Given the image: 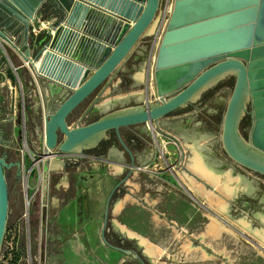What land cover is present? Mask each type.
Returning <instances> with one entry per match:
<instances>
[{"label": "water", "instance_id": "1", "mask_svg": "<svg viewBox=\"0 0 264 264\" xmlns=\"http://www.w3.org/2000/svg\"><path fill=\"white\" fill-rule=\"evenodd\" d=\"M158 2L0 0V71L5 75L11 71V48L30 65L35 75L33 83L40 88L42 82L45 88L47 100L40 105L39 150L45 147L55 151L57 157L83 156L108 132L115 134L125 149L120 129L157 125L175 110L194 103L217 81L233 75L220 144L233 163L264 176V0H173L150 65L153 93L146 86L136 107L104 114L84 125L81 122L86 114L74 116L76 126L68 124V117L99 89L145 36ZM38 13L39 26L43 22L46 25L38 27L33 36H42L44 41L30 54V27ZM7 79L11 87L10 77ZM6 90L0 87L2 145ZM39 91L42 93V88ZM9 94L8 105L13 111L15 93ZM246 101L250 104V126L244 143L238 137L237 124ZM9 166L12 164L0 158V245L9 213L4 177ZM51 167V162H44V175Z\"/></svg>", "mask_w": 264, "mask_h": 264}, {"label": "rangeland", "instance_id": "2", "mask_svg": "<svg viewBox=\"0 0 264 264\" xmlns=\"http://www.w3.org/2000/svg\"><path fill=\"white\" fill-rule=\"evenodd\" d=\"M158 23L156 14L146 32L149 37L146 38L141 58L130 62L140 79L137 83L139 88L129 92L134 96L128 99L124 93H111L112 99L119 101L114 104V108L122 106L117 110L138 106L135 103L143 96L146 86V90H150L151 69L147 51L150 35ZM33 38L30 36L28 39L30 45ZM228 79V85L211 101L208 108V112L215 111L217 115L216 133L210 136L204 125L193 128L181 122L178 134L167 131L178 140L175 144L170 137L152 131L156 147H153L154 154L157 150L156 157L159 154L167 166L160 159L155 160L153 169L133 172L124 181V191L109 210L110 222L106 230L114 242H122L116 239L118 236L114 237V233L120 232L124 237V248L121 250L109 247L101 236L102 213L108 193L118 185V168L114 171L102 161L85 164V167L70 171L66 175L65 185L58 190H54L59 181L54 175L49 196L58 200L56 209L52 211L47 206L48 221L45 226L38 231L33 219V228L29 229L28 234L25 229L17 230L13 226L15 218H19L23 211L19 169L16 166L18 159L7 149L3 151L0 148V158L6 155L9 160L5 161L12 163V166L5 168L4 177L10 185L9 208L13 209L7 215L0 245V264H264V178L237 164L233 166L230 160L233 165L223 166L221 163L222 159L228 160L220 144L223 113L234 85L233 75L228 76ZM99 89L74 113L88 105ZM123 89L120 86L119 90ZM105 101H111L110 97L102 102ZM196 101L197 98L194 101V109L197 110ZM249 107V101H246L244 109L247 112L250 111ZM25 115L26 133L32 134V127L36 129L37 120L33 117L35 122L32 126V117L28 112ZM14 118L16 137L20 144L21 115L16 112ZM249 126L250 121L247 130ZM127 131L131 130L120 129L121 135H126ZM248 133L249 130L244 137L239 134L238 137L245 143ZM213 137H216V146ZM27 141V145L32 147L28 138ZM196 155L214 182L190 169V162L197 158ZM177 162L180 164L179 169H169ZM227 184L228 189L235 192L234 196L229 197L221 191ZM212 220L220 224L219 240L213 241L206 233ZM147 248L159 251V256H151Z\"/></svg>", "mask_w": 264, "mask_h": 264}, {"label": "flooded vegetation", "instance_id": "3", "mask_svg": "<svg viewBox=\"0 0 264 264\" xmlns=\"http://www.w3.org/2000/svg\"><path fill=\"white\" fill-rule=\"evenodd\" d=\"M146 45V43L144 44ZM230 76V75H229ZM228 76L226 78H223L219 81H217V84L214 85V89H206L203 91L200 95V98H197L196 101V109H194V103L187 104L184 107H181L180 109L175 110L168 116H166L164 119L160 120L157 125L152 124L151 126H145V125H133L132 127H129L131 131H127V134L124 135L120 133L121 135V141L125 147V149L119 144L117 138L114 139L113 134H110V138L108 141L100 142L95 148L90 150L89 152L86 151L83 156H69V157H57L53 160L60 161L62 163L63 168L66 172L69 173V171H74L77 167H85V164H89L91 162L100 163L101 161H110L118 166H120V177L118 179V185L114 187L110 193H108L106 197V202L103 210V217H102V224L104 223V226L102 228V239H104L105 243L114 249H123L124 244L123 240L124 237L118 233H114V237L116 239H120L122 242H114L111 240V238L108 235V231H106L109 227L110 222V215L109 210L111 209L112 204L116 199H118L119 195H121L122 191H124V181L129 179L133 172L141 173L146 172L147 170H151L152 164H154L155 160L160 159L163 165H166V162L164 159L158 156L156 157V154L158 151H155L154 149L156 147L154 146V142L152 138L154 137V133H152L153 130H156L157 132L162 133L163 135H166L170 137L173 141H175V144L178 143V140L173 136L174 134H178L177 131L179 130V126L181 122L188 123L193 128H198L201 125H204V129H207L209 132V135L216 133L215 127H216V120L217 115L215 111L208 112V108L211 104V101H214V98L219 95L221 90L228 85ZM123 87L125 85L121 84ZM216 90V91H214ZM214 92H216L214 94ZM192 110V111H191ZM196 110V111H193ZM202 119V120H201ZM250 121V115L245 110L243 113V116L240 118L237 124V131L239 132V135L241 137L245 136V133L247 130V127L249 125ZM122 131V130H121ZM169 131L172 134L167 133ZM213 143L216 146L217 141L216 137H213ZM212 143V144H213ZM111 145L116 152L115 157L107 158V151L106 148H108ZM224 153V151H223ZM162 155V153H161ZM225 155V153H224ZM181 156V155H180ZM226 159H222L221 163H223V166H227L229 164H232L233 162L231 159H229L225 155ZM53 160L51 163L53 164ZM229 160L232 162L230 163ZM180 161V160H179ZM229 162V163H228ZM234 164V165H233ZM232 165L235 166L236 163H233ZM156 165V164H155ZM167 166V165H166ZM232 166V167H233ZM18 168V167H17ZM180 164L177 162L176 164H173L172 168L169 169H179ZM254 173V172H253ZM259 176V175H258ZM20 177V173H19ZM261 177V176H260ZM264 178V176H262ZM261 177V178H262ZM54 178V170L52 173H48V175H44V190H43V196L46 200L47 205L50 204V192L52 190V180ZM20 179V178H19ZM7 185V191H8V208H9V197H10V185L6 181ZM55 190V187H54ZM48 209V207H47ZM13 209L9 208V213L11 214ZM106 213V214H105ZM47 216V215H46ZM48 221V216H47ZM115 245H113V244ZM117 245V246H116ZM137 248V247H136ZM139 256H142L141 254H138Z\"/></svg>", "mask_w": 264, "mask_h": 264}, {"label": "crops", "instance_id": "4", "mask_svg": "<svg viewBox=\"0 0 264 264\" xmlns=\"http://www.w3.org/2000/svg\"><path fill=\"white\" fill-rule=\"evenodd\" d=\"M40 20V14L38 13L35 17V20L32 23L31 28H38V27H43V25H46L44 22L41 24L42 26H38V22ZM50 20V19H49ZM48 20V21H49ZM30 36V35H29ZM149 35L145 33V36H143V38L135 45V47L133 48L132 52L130 53V56L122 63L120 64V66L118 68L115 69L114 73L108 78V80L105 82V84L99 89V91L96 93V95H94V97L88 102V105H86L82 110H79L78 112L74 113V115L72 114L71 117H68V124L71 125V127H75L76 124L78 122H76V118H74V116H82L84 114H86V117L84 118V121L81 122V125H84V123L87 122H93L95 120H98V118H100V116L104 115V114H111L117 111V109H120L121 107L118 108H114V104L118 103L119 101L113 100V94L115 92H121L127 95V98L130 99L131 97H133L134 95H130V91L133 89H137L139 88V86H137V83L140 81L139 77H138V73L134 72L137 71L135 66H131L130 62L132 61H137V58H141V55L143 54V50L145 48V43H146V38H148ZM36 40V42H35ZM44 38L41 36L39 38L34 39L33 38V42L29 47V51L30 54H33L34 51L37 49L38 45L40 42H43ZM3 41H0V58L3 55V52L1 50V45H2ZM9 54L13 55V59L11 61V71L9 72V74H6L0 71V79L2 77H5V79L3 80V82H0V87H4L6 90V96H7V101H6V106H5V113L3 114L2 121H4L5 123L1 126V130H2V139L5 141V143L2 145L0 144V148L1 150H5L7 149L9 152L12 153L13 157H16L19 160V156L18 153L16 152V148L15 146L18 143V139L16 137V119L14 118V116L16 115L17 112V105H16V100L18 97V92L20 89H22L23 94H24V98H25V114L26 112H28L30 114V116L32 117V119L30 120V122L32 123V126L34 124L35 121H33V117L37 120V124L35 125V128L32 127L33 132L32 134H27L26 133V137H28L29 142L31 144V146L33 147V150L37 151L38 146H37V139L40 137L39 135H41V128H40V118L38 117V115H41L39 113H41L40 111V105L39 104V100L36 94V90H34L33 85H32V77H31V70L29 67L24 65V61L22 59V57H20L19 54L14 53L12 51L11 48H9ZM30 66V65H29ZM135 69V70H134ZM13 70H15V73L13 72ZM134 70V71H133ZM135 73V74H134ZM231 76V75H230ZM7 77H10L11 79V87L9 84V80L7 79ZM124 85V89L123 90H119L120 86H122L121 84L123 83ZM40 88H42V99L43 102H46L47 98L45 96V88L42 82H40ZM127 88V89H125ZM10 91H14L15 93V111L13 112V114H11L12 118L10 121H8L9 115H10V107L8 105V101H9V93ZM113 92V94H111ZM5 93V92H4ZM138 96V95H137ZM110 100L109 102L105 101L102 102L103 99L105 98H109ZM139 101V100H138ZM136 102V105H139V102ZM109 103H112V105ZM111 108V109H110ZM26 116V115H25ZM93 116H97L95 118V120L92 119ZM90 119V121H89ZM27 119H25L26 121ZM27 122V121H26ZM110 134H113L112 132H108L107 134H103L102 136H100V138L97 139V142L92 145L90 148H88L86 151H90L93 148H95L98 144H100V142H105L108 141L110 138ZM114 139H116L115 134H113ZM107 151V158L110 159V157H115V152L116 150L111 147V145L106 148ZM8 156H4L3 157V161L6 164H9L11 162H7L5 160H9ZM106 163V165H109L110 169H113L114 171L118 168L119 170V174H120V166L110 162V161H104ZM12 164V163H11ZM52 170L49 173H52L54 170V175L57 176V178L59 179V181L56 182V186L55 189H59L61 187H63L65 185L66 182V175H68L69 173L65 171V169L62 166V163L60 161H53V167H51ZM70 172V171H69ZM116 187V186H115ZM58 203V200L54 198H50V204H49V210L52 209V211L54 209H56V205ZM56 214V213H55Z\"/></svg>", "mask_w": 264, "mask_h": 264}, {"label": "built area", "instance_id": "5", "mask_svg": "<svg viewBox=\"0 0 264 264\" xmlns=\"http://www.w3.org/2000/svg\"><path fill=\"white\" fill-rule=\"evenodd\" d=\"M173 0H159L158 9L156 14L158 15V26L155 31L150 35V41L148 46V62L149 68L151 62L154 57L155 47L160 39L161 32L166 24V20L171 12ZM156 16V15H155ZM38 29L31 28L30 36L36 35ZM24 65L29 67V64L24 62ZM15 73V70H13ZM31 73V72H30ZM34 74L31 73L32 77V85L34 90H36V94L39 100V104H43L42 94L39 91L40 88L35 85ZM17 100L14 98V105L16 100L17 105V113L21 115L22 121V140L21 143L16 145V152L18 153V169L20 173L19 185L21 186V194L23 201V211L19 218H15L13 222L14 228L17 230L25 229L28 234L29 229L33 228L32 222L35 219L34 227L38 229V231L43 228L47 222L46 210L47 203L43 196L44 190V168L43 164L45 161L51 162L53 159L57 158V153L55 151L45 150V147L37 151L33 150V147H29L28 141L26 137V122L25 119V98L22 89L18 92ZM15 105V106H16ZM10 111L9 118L11 114L15 111ZM12 118V116H11ZM36 205V208H35ZM10 255V254H9Z\"/></svg>", "mask_w": 264, "mask_h": 264}, {"label": "bare ground", "instance_id": "6", "mask_svg": "<svg viewBox=\"0 0 264 264\" xmlns=\"http://www.w3.org/2000/svg\"><path fill=\"white\" fill-rule=\"evenodd\" d=\"M149 89H150L149 92L152 94L153 93L152 85H150V88ZM196 157H197V155H196ZM190 164H191L190 165V169L193 172H195L196 174L198 173L200 177H202V178H204L206 180H209L211 183L214 182L213 178L210 175H208L209 173L206 172V168H205L206 166L204 164H202V162L200 161V159L198 157L197 158H193L192 161L190 162ZM190 186L191 185H189V187ZM228 186L229 185L227 184V186L222 187L221 188V191H223V193H225L229 197L230 196H234L235 192L232 189L229 190L228 189L229 188ZM190 189H192V187H190ZM193 189H194V187H193ZM234 189H235V187H234ZM199 190H202V188H199ZM206 233L210 236V238L213 239V241L215 239L219 240L218 239L219 238L218 236L221 233L220 224L217 223L215 220H212L211 226H208ZM147 251H148L149 254H151V256L152 255H158V254H160V252L159 251H155V249L154 250H150V249L147 248ZM152 251H154V253H152Z\"/></svg>", "mask_w": 264, "mask_h": 264}]
</instances>
